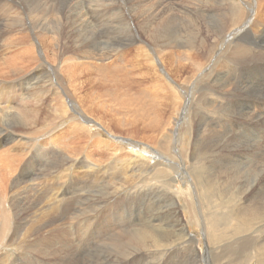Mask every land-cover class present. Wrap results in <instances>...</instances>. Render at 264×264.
Returning <instances> with one entry per match:
<instances>
[{"label":"rangeland","instance_id":"1","mask_svg":"<svg viewBox=\"0 0 264 264\" xmlns=\"http://www.w3.org/2000/svg\"><path fill=\"white\" fill-rule=\"evenodd\" d=\"M36 4L0 0V264H264V0Z\"/></svg>","mask_w":264,"mask_h":264},{"label":"bare ground","instance_id":"2","mask_svg":"<svg viewBox=\"0 0 264 264\" xmlns=\"http://www.w3.org/2000/svg\"><path fill=\"white\" fill-rule=\"evenodd\" d=\"M11 2H13V4L15 5V6H17L18 8H20L21 10H25V9H28L29 8V6L31 5V4H35V3H37L36 5H38L39 7H41V8H43V14H45V12L47 11V9L48 8H46V6L49 4V2H50V0H48L47 2H45V0H10ZM69 3H71V0H67ZM66 2V1H65ZM44 3V4H43ZM62 4H64V3H62ZM67 7H68V5L67 4H64V5H61V14L63 13V12H65V11H67ZM66 13V15H67V12H65ZM129 13V12H128ZM65 15V16H66ZM129 15V14H128ZM69 18V17H68ZM127 19H128V17H127ZM129 20H131V22H132V19L131 18H129ZM128 21V20H127ZM263 22H264V18H263ZM129 23V22H128ZM132 29V28H131ZM138 29V28H137ZM131 31H133V30H131ZM129 32V31H128ZM138 32V31H137ZM142 34H138V35H136L134 38H133V42L134 43H142V44H144V49L146 50V53L147 54H149V57H151V56H153V60L152 61H157V59H158V57H156L155 56V60H154V53H156V50L155 49H151L150 51H151V54L152 55H150V53H149V50H148V46H147V43H151V44H153L156 48H158V50H159V52H160V54H162L166 49H168V48H171L170 47V45H168V43H167V40H166V38H164V36H162V34H158V35H155L154 33H152V31L150 30V28L148 27V26H146V27H144L143 29H142ZM240 32H241V30H236V31H234L228 38L229 39H233V38H235V37H237L239 34H240ZM134 36V35H133ZM131 37V36H130ZM147 39V40H146ZM149 40H151V42H149ZM127 42H129V39L128 38H126L122 43V45L120 46V47H123V49H121L120 48V50H117L116 52L117 53H119V55H118V60H121V59H126L127 57H129L128 55H130L131 53H132V55H131V57L129 58V59H126L125 60V67H130V66H132L133 65V63H134V59L135 60H137V57H135L136 56V50H133V49H135V48H130L129 50H127L126 48H124L125 47V43H127ZM83 45L84 46H88L87 44H85V43H83ZM92 45H90L89 47H91ZM88 51V53H92L93 51L92 50H87ZM126 51H128V52H126ZM247 52H248V50L247 49H244V48H241V47H237L236 49H235V51H234V55H236V56H244V55H246L247 54ZM121 62H123L124 63V61H121ZM256 62V61H255ZM138 64V62L136 61L135 62V64H134V66H133V68H132V70L136 67V65ZM257 64V63H256ZM250 65V64H249ZM248 64H247V66H249ZM259 66V65H258ZM260 67V66H259ZM261 68V67H260ZM264 68V67H263ZM127 69V68H126ZM262 69V68H261ZM89 70V68L87 67V65H84V64H78V65H75L74 67H72L70 70H69V73H70V75L72 76V78H74V79H80L81 77H83L85 74L84 73H86L87 71ZM128 70V69H127ZM264 70V69H263ZM128 72V71H127ZM238 81V80H237ZM236 83V82H235ZM241 82H239L238 84H240ZM108 84V82L106 81V80H104L103 82H102V84H101V86H100V88H101V90L102 91H105V92H108V91H111L112 89H113V87L116 89V88H120L121 87V85H125V87H131L132 85H131V83L128 81V82H126V83H124L123 81H115L114 82V86L113 87H111V86H109V84ZM236 85H237V83H236ZM242 85V84H241ZM133 88V87H132ZM225 88V87H224ZM229 88V87H228ZM243 88V87H242ZM241 88V89H242ZM247 88V87H246ZM121 89V88H120ZM119 89V90H120ZM125 91H126V89H125ZM130 91V90H129ZM228 91L229 90H227V91H225V90H222L221 89V96H223L224 95V93H228ZM130 92H132V91H130ZM129 92V93H130ZM237 94V93H236ZM242 94V93H241ZM235 95V94H234ZM243 95V94H242ZM233 96V95H232ZM255 99H257V100H264V93H261L260 95H257L256 97H254ZM234 99V98H233ZM123 104H124V106H126V109H125V113H127V112H131L130 111V108H134V107H137V105H139V103L137 102V100L134 98V96H129V97H127L125 100H124V102H123ZM261 104V103H260ZM264 104V103H263ZM241 107V106H240ZM263 107V106H262ZM242 108V107H241ZM243 109V108H242ZM248 109H249V107H248ZM132 110H134V109H132ZM247 110V109H246ZM250 110V109H249ZM244 111V110H243ZM264 111V110H263ZM232 112V111H231ZM231 112H230V114H231ZM232 115H233V113H232ZM231 115V116H232ZM234 115H236V114H234ZM264 116V115H263ZM233 117V116H232ZM231 117V118H232ZM260 117H262V116H260ZM256 118V117H255ZM234 119V118H233ZM254 119V118H253ZM239 121V120H238ZM240 123H241V121H239ZM264 122V121H263ZM256 123H257V121H256ZM260 123V122H259ZM241 124H246V123H241ZM263 125V124H262ZM264 126V125H263ZM135 129H136V131H133V132H131L132 134H134V135H142L143 133H142V131H144V130H150V131H155L156 133H158L160 130H161V126H160V124L157 122V121H153V123H147L146 121H144V122H137V124H136V126H135ZM135 132H138V133H135ZM67 133H68V131H67ZM233 134H231V136L229 135V137H228V139H227V143H228V145L226 146V147H223V150L225 151V152H227V153H229L230 154V156L232 155V156H243L246 152H248V151H250L252 148L249 146L248 147V145L247 144H244L243 146H241V147H238L237 146V144L235 143L237 140L235 139V132H232ZM71 135V132L70 133H68L66 136H70ZM65 137V136H64ZM263 139H264V137H263ZM49 140V139H48ZM57 140V139H56ZM55 140V141H56ZM63 140L65 141L66 140V138H63ZM51 141V140H50ZM50 141H49V143H50ZM54 141V140H53ZM58 141V140H57ZM63 141V142H64ZM44 142H46V141H44ZM60 142H62V140H60ZM60 142H59V144H60ZM62 142V143H63ZM48 143V145H50L51 144V147L53 146H55L54 148H56V146L57 145H55L54 143H57V142H52L51 141V143L49 144ZM43 144V143H42ZM225 145V144H224ZM264 145V144H263ZM44 146H45V144H44ZM43 146V147H44ZM47 146V145H46ZM45 146V147H46ZM38 147H40V146H38ZM52 147V148H53ZM58 148V147H57ZM66 148H69V146H67ZM39 148H37V150H38ZM228 154V155H229ZM229 156V157H230ZM234 157V158H235ZM89 170H91V168L89 169ZM65 182V181H64ZM56 186V185H55ZM66 187V184H61V185H59V195H53V201H54V203H56V204H58V203H60V207L61 206H63V204L62 203H64V201H65V197L69 194V192L68 191H66L65 188ZM60 189H63V192H62V194H60ZM54 191V190H53ZM48 198H50V197H47L46 199H48ZM69 200V199H68ZM69 202V201H68ZM13 211H17V210H13ZM65 214V212H63V215ZM5 217H6V212H5ZM148 229V226L147 225H142L141 227H140V230L138 231V233H142V232H145L146 230ZM248 247H243V248H241V250L239 251V253L237 254V256H236V261H237V263L238 264H240V262H241V260H242V258H243V256H244V254H245V252H247L248 251Z\"/></svg>","mask_w":264,"mask_h":264}]
</instances>
